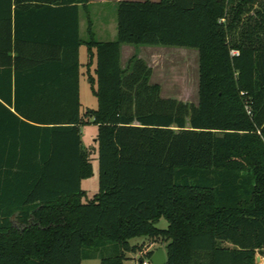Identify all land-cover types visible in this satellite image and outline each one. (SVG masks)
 Returning a JSON list of instances; mask_svg holds the SVG:
<instances>
[{
	"label": "trees",
	"instance_id": "trees-1",
	"mask_svg": "<svg viewBox=\"0 0 264 264\" xmlns=\"http://www.w3.org/2000/svg\"><path fill=\"white\" fill-rule=\"evenodd\" d=\"M88 1L0 0V264H123L141 237L165 244V264H256L264 0L120 1L108 42L90 20L79 38ZM81 45L88 68L96 59L97 107L83 114ZM123 45L197 50V106L162 99L142 60L123 67ZM88 124L97 128L91 199L81 188L93 175Z\"/></svg>",
	"mask_w": 264,
	"mask_h": 264
},
{
	"label": "rangeland",
	"instance_id": "rangeland-1",
	"mask_svg": "<svg viewBox=\"0 0 264 264\" xmlns=\"http://www.w3.org/2000/svg\"><path fill=\"white\" fill-rule=\"evenodd\" d=\"M116 0H106L105 4H95L91 6V19L96 26L97 38L100 37L99 30L103 25L111 29L112 23L116 26ZM142 2L144 0H121ZM158 2L159 0H150ZM97 3V0H94ZM257 6L254 8L256 9ZM249 15H253L250 13ZM247 16H244L246 19ZM113 25V26H114ZM102 27V28H101ZM107 38V37H106ZM110 38V37H109ZM110 40V39H109ZM116 40V37L114 38ZM84 55V54H83ZM136 57L142 60L150 68L151 76L149 82L157 84L160 87V97L162 99H172L183 104L197 106L198 104V77H199V55L197 50L184 48L168 47H134L128 46L122 52V66L125 67L128 60ZM82 60L84 58L82 57ZM91 85L87 81H81L80 86V104L81 112L86 109H95L97 100L90 90ZM97 128L94 125H88L81 128L82 146L90 151L91 163L93 166V175L83 180L81 188L86 192V198L91 199L98 192V164L95 156V140ZM85 201V200H84ZM155 227L157 229H166L167 222L160 219ZM136 247V253H127L123 264H138L140 259L144 261L149 252H155L161 248L164 250L165 244L158 240L147 238H136L130 241ZM260 260L256 264H262L264 255L256 256ZM82 264H100L99 259L83 261Z\"/></svg>",
	"mask_w": 264,
	"mask_h": 264
},
{
	"label": "crops",
	"instance_id": "crops-1",
	"mask_svg": "<svg viewBox=\"0 0 264 264\" xmlns=\"http://www.w3.org/2000/svg\"><path fill=\"white\" fill-rule=\"evenodd\" d=\"M120 1L121 0H116L115 1L116 2V7H117V3L120 2ZM105 3H106V0H97V3H94V0H89L86 11L84 9H82V8H79V15H78V17H79V38L81 40H86L87 39V20H90L91 23H92L91 32H92V34H93V36H94L96 41H98V42L114 41V38L117 35V29H116V26L113 23H112L111 29H108L107 27H105L103 25L102 26L103 28L101 27L102 29L99 30V32H98L100 34L99 36L100 37H105L104 38L105 40H103L101 38H97L98 34H97L96 30H95L96 26H94L95 24L93 23V21L91 19V13H90L91 6L95 5V4L102 5V4H105ZM128 46L129 45L121 46V50H120V52H121V65H122V52H123V50L125 48H128ZM93 53H95L94 50H93ZM82 57L84 58V60H82ZM78 60H79V93H80V86H81V81L82 80L85 81V82L87 81V83L91 85L90 90H91V93H92V89L96 88V76H95L96 59H95V57L92 58L91 65L88 68L86 66V64L88 62L87 47L85 45H81L79 47V50H78ZM92 95H93V93H92ZM79 100H80V96H79ZM91 110H94V109H91ZM83 113L81 112V114H83ZM88 125H91V124H88ZM88 125H86V126H88ZM93 142H94V140H93Z\"/></svg>",
	"mask_w": 264,
	"mask_h": 264
},
{
	"label": "water",
	"instance_id": "water-1",
	"mask_svg": "<svg viewBox=\"0 0 264 264\" xmlns=\"http://www.w3.org/2000/svg\"><path fill=\"white\" fill-rule=\"evenodd\" d=\"M260 259L256 257V261L258 262ZM151 264H165L166 263V255L163 249H157L149 259Z\"/></svg>",
	"mask_w": 264,
	"mask_h": 264
},
{
	"label": "built area",
	"instance_id": "built-area-1",
	"mask_svg": "<svg viewBox=\"0 0 264 264\" xmlns=\"http://www.w3.org/2000/svg\"><path fill=\"white\" fill-rule=\"evenodd\" d=\"M231 56H238V52L236 51H231ZM138 264H151L149 260H145V261H140ZM262 264H264V261L262 262Z\"/></svg>",
	"mask_w": 264,
	"mask_h": 264
}]
</instances>
